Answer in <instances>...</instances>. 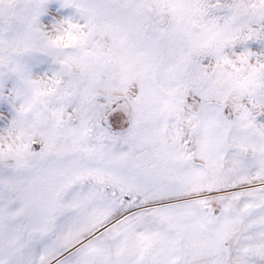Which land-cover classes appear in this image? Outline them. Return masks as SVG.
I'll return each instance as SVG.
<instances>
[{"label": "snow or ice", "instance_id": "snow-or-ice-1", "mask_svg": "<svg viewBox=\"0 0 264 264\" xmlns=\"http://www.w3.org/2000/svg\"><path fill=\"white\" fill-rule=\"evenodd\" d=\"M0 264H264V0H0Z\"/></svg>", "mask_w": 264, "mask_h": 264}]
</instances>
